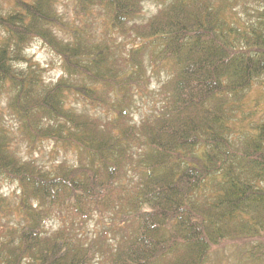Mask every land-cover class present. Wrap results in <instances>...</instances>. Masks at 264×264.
<instances>
[{
	"label": "trees",
	"instance_id": "trees-1",
	"mask_svg": "<svg viewBox=\"0 0 264 264\" xmlns=\"http://www.w3.org/2000/svg\"><path fill=\"white\" fill-rule=\"evenodd\" d=\"M144 1L76 0L82 13H105L99 43L90 26L65 22L59 0H13L0 13V91L6 80L16 89L13 107L29 149L42 137L77 149V166L42 170L20 163L0 127V183L16 180L21 189L14 203L20 222L0 237V264H207L229 243L251 244L250 255L264 264V189L251 183L264 180V116L239 140L230 121L231 95L255 85L264 92V0H154L163 8L148 21ZM54 28L73 40L64 42ZM117 31L138 40L125 53ZM34 38L62 58L67 78L37 88L43 69L25 54ZM145 60L171 78L164 110L137 126L132 114L149 95ZM20 62L27 68H13ZM68 96L114 115L75 116L62 108ZM42 116L63 117L72 128H40ZM133 144L148 149V170L141 187L121 196L113 181ZM202 187L209 191L200 203L195 190ZM120 200L126 207L106 226L119 234L114 243L80 229L93 211L103 218ZM6 207L0 194V213ZM53 216L62 225L47 233L43 222ZM71 224L79 227L70 231Z\"/></svg>",
	"mask_w": 264,
	"mask_h": 264
},
{
	"label": "clouds",
	"instance_id": "clouds-1",
	"mask_svg": "<svg viewBox=\"0 0 264 264\" xmlns=\"http://www.w3.org/2000/svg\"><path fill=\"white\" fill-rule=\"evenodd\" d=\"M10 4H5V8L10 7ZM71 4H69L67 13L68 17L72 18L73 13L71 11ZM163 8L162 4H145L144 11L147 16L155 15L158 9ZM65 9L57 5V12L62 13ZM93 9V13H95ZM243 15V14H241ZM103 17H99L97 23ZM84 17L80 18V21H83ZM55 35L62 39L64 42H69L73 40V37L70 34H64L58 29H53ZM103 28L96 27L94 29L95 43H99L101 40H104L105 37L102 35ZM113 36H116V33H112ZM123 40L122 37L117 36L116 42L120 43ZM42 43L38 38L35 40V43L31 47L25 49L26 55H31L34 63L38 64L40 68L45 69L39 74L40 83L37 84L39 89L42 85H54L60 77L67 78L68 73L61 67L63 61L62 58L53 53L51 50L47 49V45L43 49L39 48V45ZM131 47V45H129ZM13 68H27V65L23 62L13 63ZM145 74L149 77V82L147 85L148 91L153 94V99L149 100L146 104L140 105L139 113H134L133 122L139 126L140 122L150 116H159L160 113L164 110L166 106V97L164 94V86L170 80V75L166 70H159L154 74L151 65L145 60ZM97 87H99L97 85ZM4 89L0 91V127H3L6 135L12 138L8 144L9 151H12L14 155L19 159L20 163L27 161H34L37 167H40L42 170H52L56 166L65 163L69 166H77V149L76 147L70 146L67 151H65L59 144L48 137L40 138L36 142L35 148L32 149L29 154V143L30 141L23 137V124L24 120L18 116L17 112L13 107L14 98L16 96V89L10 88V82H4ZM114 95V94H110ZM111 103V100L109 101ZM64 111H69L75 116L87 115L90 118H104L111 119L114 115L112 112H108L105 106L100 105L94 107L89 104L85 99H76L72 96H68L62 104ZM58 123L68 124V128L71 129L72 125L68 121L64 120L63 117L58 120L50 119L48 116H42L40 119V128H47L51 125L53 128L57 127ZM65 135H67V130H65ZM54 144H55V154H54ZM127 156L130 159H124L122 161V174L119 179L113 181V185L119 190L122 186L123 190L120 191L121 196H126L127 193L131 190L137 189L142 186L143 177L147 172L148 165V149L142 145L133 144L127 153ZM18 181L13 180L11 184H8L6 181L3 182L4 186L2 189L3 194L11 197L12 190L15 189L17 196L20 194L21 189L18 187ZM256 187L264 189V180L251 181ZM209 189L206 187L197 188L195 190V195L199 197V202L203 203L205 198L208 195ZM33 207H39L38 201L32 199L30 201ZM126 207V200H120L114 203V206L109 207L108 210L102 213L103 215V225L108 226L114 223V214L116 217L119 215V209ZM144 210H148L147 206L144 205ZM93 221H90L87 225L89 229H93L94 221L100 219V215L95 211L92 213ZM51 221H45V227ZM59 223L53 225V228L58 227ZM123 227V225H118ZM100 225H95V228L98 230ZM95 236V231L91 233ZM109 243H114V241L109 240ZM28 258L25 257V260ZM100 257L97 256L96 260H99ZM95 264V261L93 262Z\"/></svg>",
	"mask_w": 264,
	"mask_h": 264
},
{
	"label": "rangeland",
	"instance_id": "rangeland-1",
	"mask_svg": "<svg viewBox=\"0 0 264 264\" xmlns=\"http://www.w3.org/2000/svg\"><path fill=\"white\" fill-rule=\"evenodd\" d=\"M5 4H10L11 6L6 9ZM69 4H71L72 6L71 7V11L73 13L72 18H69L68 13H67ZM145 4L155 5L156 2L154 0H145L143 3V10H141L142 11L141 18L143 20L148 21V19L151 18L153 15L150 17L146 15L144 11ZM58 5L62 6L65 9V11L62 12L60 15H62V18L65 20V22L68 23V25L81 26L83 28L84 27L87 28L88 26H90L91 34H94V29L96 27H102L103 28L102 35H104L105 13L101 12L100 9H95L96 10L95 13H93V10H92V12H90L87 15V13H82L79 11V8L76 4V0H59ZM12 6H14L13 0H0V13L8 12L12 8ZM81 17H84L83 21H80ZM99 17H103L104 19H100L99 22L97 23ZM116 34H117L116 36L123 38V40L120 42L123 48L122 49L123 51L124 49L127 51V49L129 48V45H135L138 41V40L134 41L135 35L133 33H130L128 35V34H121L120 32L117 31ZM36 39L37 38H34L33 40H31L27 48L31 47L32 44L35 43ZM45 45L46 44L42 42L39 45V48L43 49ZM47 49L51 50L48 46H47ZM122 53H125V51ZM28 58H30L32 61L30 63L38 65L34 63L31 55H28ZM43 71H46V70L43 69ZM259 81L260 79H257L255 83H258ZM257 87L258 86L255 85V87H253L251 90H248V91L244 90L243 93L237 96L236 95L230 96L231 107L234 110L232 112V119L230 120L232 123L231 131H234V133L231 134V137L234 138L235 140L241 139L244 133L247 132L246 129H250L251 128L250 125H252L254 121L256 120L258 121L260 120V118L264 116V92H261ZM149 95L143 94L140 97L139 105L134 110L132 114L133 116H134V113H137V114L139 113L141 104H146L149 100L153 99V94L151 92H149ZM35 146L29 149V154L31 153L32 149L35 148ZM54 154H55V150H54ZM3 182L0 183V189H2L4 186ZM6 182L8 184H11V182L10 183L8 181ZM0 194H3L2 190H0ZM6 200H7V207L3 213H0V237L6 235L9 228L17 227L18 226L17 222H20V217H19V214L17 213V209L14 204L18 201V196L15 192V189L12 190L11 197L6 196ZM45 221H51V223H49L48 226L45 227ZM45 221L43 222L42 228H44L47 233H51L57 230L62 225L59 217H55V216L47 217ZM90 221H93V219L86 220V223L84 222L82 226H80V229L88 230L89 232L88 235L89 234L91 235V233L95 231V235H99V234L106 235L105 239L107 241L113 240L111 239L112 237H116V238L118 237L119 234L117 233V231L115 232L112 229L110 230L109 227H106L103 225V222H102L103 218H100L94 221L93 229H89L87 227ZM57 222L59 223V226L53 228V225L56 224ZM95 225H100L98 230L95 228ZM78 227L79 226H75L71 224L70 226H67L66 228L70 229L71 231L73 228L75 230ZM250 245L251 244H246L244 246L243 245L238 246L234 243L226 244L223 247L216 249L215 252L211 254V256H208L209 258H208L207 264H263V262H259L255 258H252L249 252Z\"/></svg>",
	"mask_w": 264,
	"mask_h": 264
}]
</instances>
